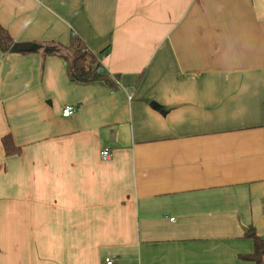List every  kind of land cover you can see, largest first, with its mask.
Returning <instances> with one entry per match:
<instances>
[{
    "label": "crops",
    "instance_id": "0c3cea01",
    "mask_svg": "<svg viewBox=\"0 0 264 264\" xmlns=\"http://www.w3.org/2000/svg\"><path fill=\"white\" fill-rule=\"evenodd\" d=\"M0 24V264H255L264 0H0ZM74 35L116 89L70 81Z\"/></svg>",
    "mask_w": 264,
    "mask_h": 264
},
{
    "label": "trees",
    "instance_id": "16d2710c",
    "mask_svg": "<svg viewBox=\"0 0 264 264\" xmlns=\"http://www.w3.org/2000/svg\"><path fill=\"white\" fill-rule=\"evenodd\" d=\"M15 45L14 40L0 24V50L3 54H7L13 50ZM53 46V45H52ZM48 50L55 49L47 47ZM57 53L63 58L69 60L67 55H71L72 59L68 68V77L74 83H104L109 87L116 89L114 81L103 70L99 72L101 67V55H95L87 45L76 35L73 36L68 47H59ZM57 50V49H56ZM56 52V51H53ZM63 52V53H61ZM31 53V52H22ZM104 54V53H103ZM3 146L7 156H15L20 154V147L16 146L11 136L3 139ZM254 242V252L247 256H241L244 261L253 262L255 264H264V240L257 235L254 230H251L247 235Z\"/></svg>",
    "mask_w": 264,
    "mask_h": 264
},
{
    "label": "built area",
    "instance_id": "2783aa9c",
    "mask_svg": "<svg viewBox=\"0 0 264 264\" xmlns=\"http://www.w3.org/2000/svg\"><path fill=\"white\" fill-rule=\"evenodd\" d=\"M102 60V58H101ZM104 70L102 64L101 67L99 68V72H102ZM75 112V108L74 107H67L66 109H64L63 111V116L68 118L70 116H72ZM101 157L104 161H109L112 158V154H111V150L110 149H103L101 152ZM115 261L111 258L106 259V264H114Z\"/></svg>",
    "mask_w": 264,
    "mask_h": 264
},
{
    "label": "water",
    "instance_id": "95a60500",
    "mask_svg": "<svg viewBox=\"0 0 264 264\" xmlns=\"http://www.w3.org/2000/svg\"><path fill=\"white\" fill-rule=\"evenodd\" d=\"M19 52H31L29 51V49L25 48V47H20V49H18Z\"/></svg>",
    "mask_w": 264,
    "mask_h": 264
}]
</instances>
